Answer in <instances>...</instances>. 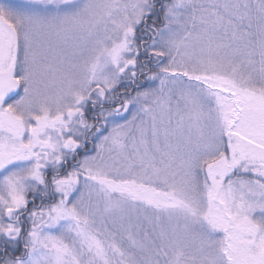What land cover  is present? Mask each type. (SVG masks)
Returning <instances> with one entry per match:
<instances>
[{
    "label": "snow or ice",
    "instance_id": "6c2138e0",
    "mask_svg": "<svg viewBox=\"0 0 264 264\" xmlns=\"http://www.w3.org/2000/svg\"><path fill=\"white\" fill-rule=\"evenodd\" d=\"M0 264H264V0H0Z\"/></svg>",
    "mask_w": 264,
    "mask_h": 264
}]
</instances>
